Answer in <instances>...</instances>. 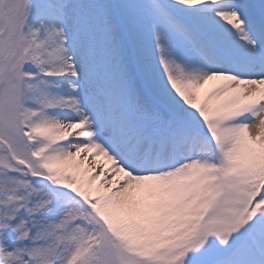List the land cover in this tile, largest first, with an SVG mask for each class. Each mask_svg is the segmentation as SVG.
<instances>
[{
	"label": "snow or ice",
	"instance_id": "snow-or-ice-1",
	"mask_svg": "<svg viewBox=\"0 0 264 264\" xmlns=\"http://www.w3.org/2000/svg\"><path fill=\"white\" fill-rule=\"evenodd\" d=\"M0 264H264V0H0Z\"/></svg>",
	"mask_w": 264,
	"mask_h": 264
}]
</instances>
